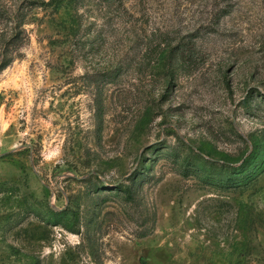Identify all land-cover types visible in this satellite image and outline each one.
Here are the masks:
<instances>
[{"label": "rangeland", "instance_id": "374dc122", "mask_svg": "<svg viewBox=\"0 0 264 264\" xmlns=\"http://www.w3.org/2000/svg\"><path fill=\"white\" fill-rule=\"evenodd\" d=\"M47 1L0 0V264H264V0Z\"/></svg>", "mask_w": 264, "mask_h": 264}, {"label": "trees", "instance_id": "16d2710c", "mask_svg": "<svg viewBox=\"0 0 264 264\" xmlns=\"http://www.w3.org/2000/svg\"><path fill=\"white\" fill-rule=\"evenodd\" d=\"M81 1L82 0H49L47 2H41L42 3L41 5H53L55 7V9L60 8L63 5H70L74 9V8H77V5L81 4ZM103 1L106 4L110 5V3H115V2L116 3H121L123 0H103ZM21 14L24 15V13H22V12H21ZM23 15H18V16H19V18L22 17L21 19H23L24 18ZM0 16H2V17H6L7 16V11L5 9L1 8V6H0ZM12 37L13 38H17L16 36H13V35H12ZM182 50H181V52H179L180 54L182 53ZM179 59H180L181 62H186L185 61L186 59H185V57H183V55L180 56ZM11 60L12 59L7 54V50H5V54L3 56V60H2V63L0 65V71L5 69L9 65ZM113 73H114L113 76L116 75L118 73V70L113 71ZM111 75L112 74H110V73L108 74L107 73L106 75H103V77H101V75L98 74V76L96 78V81L97 82H100V81L107 82L110 79ZM97 109H98V111H97L98 120L101 121L102 112H103V104H102L101 100L100 101L98 100ZM259 161H260V159L256 160V162L251 163V165L248 168L246 167V165H244L240 169L241 171L237 172L238 173V177L237 178H235V176H233V175H231V176L228 175L230 177H227V180L230 181L231 183H235V182L239 181L238 179H243L245 176H247V177L251 176L252 172L254 170L258 169V167L260 165Z\"/></svg>", "mask_w": 264, "mask_h": 264}]
</instances>
